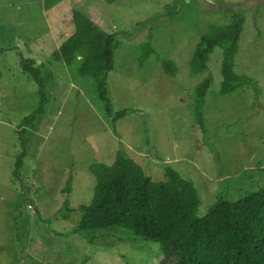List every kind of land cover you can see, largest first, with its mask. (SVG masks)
I'll use <instances>...</instances> for the list:
<instances>
[{"label":"rangeland","instance_id":"obj_1","mask_svg":"<svg viewBox=\"0 0 264 264\" xmlns=\"http://www.w3.org/2000/svg\"><path fill=\"white\" fill-rule=\"evenodd\" d=\"M46 1L0 0V264H159L160 242L118 226L74 231L94 197L90 166L120 151L155 181L168 167L192 181L198 216L264 189V0H62L54 11ZM74 8L118 36L111 111L79 63L53 55L74 32ZM228 10L245 16L235 70L250 80L222 94L223 47L204 72L191 60L211 23L231 22ZM22 58L41 69L44 101Z\"/></svg>","mask_w":264,"mask_h":264},{"label":"trees","instance_id":"obj_2","mask_svg":"<svg viewBox=\"0 0 264 264\" xmlns=\"http://www.w3.org/2000/svg\"><path fill=\"white\" fill-rule=\"evenodd\" d=\"M59 1L47 0L45 6L50 9ZM228 12L232 14L231 22L211 23L191 60L193 73L204 72L211 53L223 47L222 94L250 80L235 70L245 16L237 10ZM73 23L74 32L53 55L66 63H79L80 73L95 79L99 96L111 111L108 77L115 66L118 36L80 8L73 10ZM154 51L151 41L146 42L141 59L144 61ZM21 63L39 84L44 101L47 92L36 60L22 58ZM165 66L168 73H176L173 61L165 62ZM211 83V77H207L198 86L200 98L204 99ZM127 112L119 111L116 116ZM19 165L20 159L17 169ZM90 169L96 177L94 197L89 205L81 207L83 216L75 232L121 227L160 242L164 257L159 264H264V189L235 201L221 198L207 214L198 216L201 198L195 184L172 167L166 169L164 180L155 181L142 165L120 151L113 164L94 163ZM72 180L67 181V192L72 189Z\"/></svg>","mask_w":264,"mask_h":264},{"label":"crops","instance_id":"obj_3","mask_svg":"<svg viewBox=\"0 0 264 264\" xmlns=\"http://www.w3.org/2000/svg\"><path fill=\"white\" fill-rule=\"evenodd\" d=\"M229 1H230L231 3H233L232 0H229ZM233 1H234V0H233ZM54 10H55V8H53V9L51 8V10L49 9V11H54ZM47 35L49 36L50 33H47ZM44 41H45V40H44Z\"/></svg>","mask_w":264,"mask_h":264}]
</instances>
